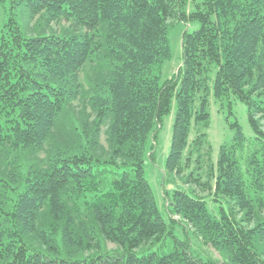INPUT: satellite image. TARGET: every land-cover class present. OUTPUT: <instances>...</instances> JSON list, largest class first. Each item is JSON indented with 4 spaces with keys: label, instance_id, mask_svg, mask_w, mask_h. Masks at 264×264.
Here are the masks:
<instances>
[{
    "label": "trees",
    "instance_id": "trees-1",
    "mask_svg": "<svg viewBox=\"0 0 264 264\" xmlns=\"http://www.w3.org/2000/svg\"><path fill=\"white\" fill-rule=\"evenodd\" d=\"M10 2L68 26L0 35V264H264V0ZM232 96L257 136L235 121L214 159ZM174 102L162 209L145 164Z\"/></svg>",
    "mask_w": 264,
    "mask_h": 264
},
{
    "label": "rangeland",
    "instance_id": "rangeland-1",
    "mask_svg": "<svg viewBox=\"0 0 264 264\" xmlns=\"http://www.w3.org/2000/svg\"><path fill=\"white\" fill-rule=\"evenodd\" d=\"M10 17H15L22 29V33L26 37H33L39 34L60 33L61 27L67 25L66 23L52 24L43 25V27L38 28V21L36 20L38 18H31L27 7L17 6L13 8L11 7L10 0H6L3 3H0V35L5 29V24L7 21H9ZM184 28L188 29L189 31H193L195 28H197V25L191 24L183 26L178 24L172 30L170 34L172 57L163 66V80L170 78L182 64L181 41ZM76 108L80 109V105H76ZM175 113L176 105L174 102L170 113L162 120V126L160 127L156 138L154 157L152 159L147 158L145 164V177L154 192L158 205L162 209L165 204L164 192H171L175 187V185L172 183L164 182L165 164L171 147ZM210 114V124L207 132L208 139L212 146L214 159L217 157L219 147L222 144L233 141L235 130L232 127V124L235 121H237L241 126L248 143L252 142L257 136L249 122L247 104L233 96L230 97L229 100L224 99L222 101L216 100L214 97H212L210 103ZM261 127L264 130V120H261ZM102 142L106 144L105 135L102 137ZM246 149L247 147H245V151ZM241 153V151H238L239 156ZM106 246L109 249L117 248V246L113 243H107Z\"/></svg>",
    "mask_w": 264,
    "mask_h": 264
}]
</instances>
